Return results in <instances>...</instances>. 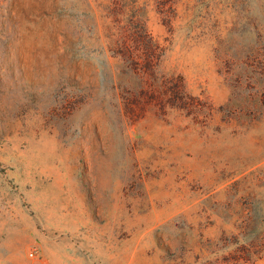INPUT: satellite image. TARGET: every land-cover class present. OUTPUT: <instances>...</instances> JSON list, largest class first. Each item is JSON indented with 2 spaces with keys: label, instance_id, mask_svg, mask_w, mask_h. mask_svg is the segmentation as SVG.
Instances as JSON below:
<instances>
[{
  "label": "rangeland",
  "instance_id": "obj_1",
  "mask_svg": "<svg viewBox=\"0 0 264 264\" xmlns=\"http://www.w3.org/2000/svg\"><path fill=\"white\" fill-rule=\"evenodd\" d=\"M0 264H264V0H0Z\"/></svg>",
  "mask_w": 264,
  "mask_h": 264
}]
</instances>
